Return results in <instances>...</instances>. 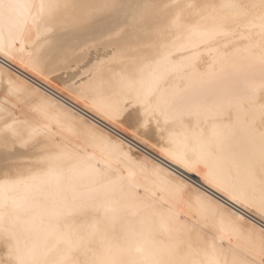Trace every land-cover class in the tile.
Returning a JSON list of instances; mask_svg holds the SVG:
<instances>
[{"label":"bare ground","instance_id":"6f19581e","mask_svg":"<svg viewBox=\"0 0 264 264\" xmlns=\"http://www.w3.org/2000/svg\"><path fill=\"white\" fill-rule=\"evenodd\" d=\"M44 2L60 5L51 18L0 19V182L24 181L12 191L30 205L19 230L42 244L63 201L96 204L122 222L204 226L226 249L231 237L228 259L260 264L264 125L248 103L262 83L259 28L203 7L225 0ZM142 83L156 87L154 117L124 95ZM102 94L106 108L119 99L118 116L93 106ZM185 148L203 156L196 171L169 155Z\"/></svg>","mask_w":264,"mask_h":264},{"label":"snow or ice","instance_id":"6c2138e0","mask_svg":"<svg viewBox=\"0 0 264 264\" xmlns=\"http://www.w3.org/2000/svg\"><path fill=\"white\" fill-rule=\"evenodd\" d=\"M59 7L44 0H39V3L31 0H0V19L11 25L27 26L45 17L51 18ZM203 7L227 10L233 18L246 20L251 27L259 28L264 40V0H258V3L252 0H225L219 5L206 4ZM259 63L262 83L258 90L251 91L248 103L259 107L260 122L264 125V52L259 57ZM155 92V86L142 83L139 90L130 89L124 95L134 106L143 109L144 116L154 117L159 110L158 104L153 105L152 102ZM104 99L106 97L102 94L101 101H93V106L103 110L110 118L118 116L122 110L119 99L107 108L102 103ZM4 131L13 136L18 135L12 124L5 123ZM34 134H39V129H31L29 135ZM4 142L7 143V137ZM205 148L210 155L212 143L206 144ZM169 155L189 171H196L203 159V156L196 160L190 159L187 148L183 151L170 150ZM56 158L48 157L50 161ZM65 163L72 170L70 160ZM45 174H52V170L49 169ZM5 175L7 177L8 174ZM205 179L214 182L215 176L208 173ZM22 183L24 181L19 179L7 178L0 182V243L7 248V259H0V264H247L234 256L228 259V253L232 251L231 237L228 238L229 247L226 249L223 243L225 236L209 234L202 230L204 226L186 225L183 230L177 231L171 224L153 226L144 220L136 224L122 222L117 209L74 201L62 202L54 216L55 223L51 230L45 233L43 243L37 244L30 229L23 232L19 230V226L25 223L21 213L30 210V205L18 206L12 196L14 188ZM261 250L264 252V233L261 234ZM260 264H264V255Z\"/></svg>","mask_w":264,"mask_h":264}]
</instances>
